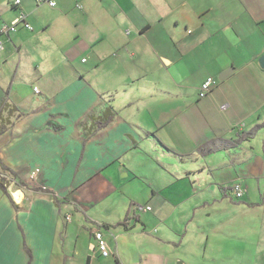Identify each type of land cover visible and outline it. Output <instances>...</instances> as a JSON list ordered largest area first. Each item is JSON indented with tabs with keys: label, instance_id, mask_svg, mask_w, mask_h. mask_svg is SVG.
I'll return each mask as SVG.
<instances>
[{
	"label": "crops",
	"instance_id": "crops-1",
	"mask_svg": "<svg viewBox=\"0 0 264 264\" xmlns=\"http://www.w3.org/2000/svg\"><path fill=\"white\" fill-rule=\"evenodd\" d=\"M12 1L0 26L21 12L32 30L2 37L19 119L0 177L39 170L47 193L0 189V264H264V0ZM116 197V220L84 207Z\"/></svg>",
	"mask_w": 264,
	"mask_h": 264
},
{
	"label": "rangeland",
	"instance_id": "rangeland-1",
	"mask_svg": "<svg viewBox=\"0 0 264 264\" xmlns=\"http://www.w3.org/2000/svg\"><path fill=\"white\" fill-rule=\"evenodd\" d=\"M17 15H18V13H17ZM4 18H6V17H4ZM6 22H9V21H6ZM1 24H2V22H1ZM2 37H4V36H2ZM2 37H0V41L2 42V46H0L1 47L0 48V52L3 50L4 51L3 53L8 54V53H10V50H11L10 43L7 41V38H3V40H2ZM4 71L5 72H8L7 67H5ZM33 87H31V88H33ZM6 88H7L6 85H1L0 86V104L2 103L3 100H5V105H6L4 107V109H2V112H1L0 116H1V119H3L2 122L4 124H6L5 126L8 129L11 126H13L14 123H16L18 121L19 114L17 113V109L15 108V106H13L8 101L7 96L6 95L3 96L4 95V92L8 90V88L7 89ZM35 98H37V97H35ZM31 172L29 173V175H28V177L26 179L27 184H26V181L23 182V181L20 180V178L18 179L19 181L16 180V178H14L12 175H9L8 178H6V177H0V178L3 179L4 183H7V190H6V193L3 194V196L8 199V201H9V203L11 205L12 204H14V205L21 204L22 203V200H23L22 197L20 196V200H17L16 197H15V194L16 193H22V192H24L28 188L30 190H32V191H35V192H36V190H38L36 193H39V194L42 193V192H39L40 190H44L43 192H46L45 190H47V189L45 188V185L40 181V178H38V175H37V177L34 180H31V178H30ZM236 185H239L241 187L243 193H244V189L242 188V186L240 184H235L232 187H234ZM262 185H264V183H261V186ZM116 198H117V201H116L115 206L112 207V208H110V209L107 208V205L106 206L103 205V204H99L98 205L97 203H93L91 205L89 203H87V204L85 203L84 204V207L89 209V211L91 213L89 215L91 217H93L92 214L94 215V217L92 219L95 218V221H99L100 220V217L107 218L108 220H116V218H118L120 215L121 216L123 215L122 212H117L118 214L114 213V211H115V209L117 207L122 206V202H121L120 198L119 197H116ZM92 207H93V209H92ZM133 207H134L133 209L136 208L135 205ZM94 264H101V263H100V261L95 260L94 261Z\"/></svg>",
	"mask_w": 264,
	"mask_h": 264
},
{
	"label": "built area",
	"instance_id": "built-area-1",
	"mask_svg": "<svg viewBox=\"0 0 264 264\" xmlns=\"http://www.w3.org/2000/svg\"><path fill=\"white\" fill-rule=\"evenodd\" d=\"M37 4H43L48 5L49 7H54L55 3L52 0H34ZM12 5L14 7H18L20 5V0H14L12 2ZM18 26H22L24 29L32 30L30 25L25 21V16L23 13H19L18 16H16L9 24L3 23L0 26V37L2 36H8L9 33L15 32L18 28ZM0 46H2V42L0 41ZM1 48V47H0ZM216 85V81L213 78H207L199 87V99H203L209 95L212 88ZM33 93L38 95L40 92L37 87L33 88ZM221 110H225L226 106L223 105L220 107ZM39 173V170H33L30 174L31 180H34ZM233 194L236 199H240L243 196V191L239 185L234 186L233 188ZM145 208L141 205H136V208L134 209L136 212H142ZM66 221L70 220V216L66 215L65 218ZM95 241V249L98 251L101 257L107 258L110 253L109 249L107 247V244L105 240L103 239L102 233L97 230L93 236Z\"/></svg>",
	"mask_w": 264,
	"mask_h": 264
},
{
	"label": "trees",
	"instance_id": "trees-1",
	"mask_svg": "<svg viewBox=\"0 0 264 264\" xmlns=\"http://www.w3.org/2000/svg\"><path fill=\"white\" fill-rule=\"evenodd\" d=\"M6 94H7V91H6ZM6 105H5V100H3L2 101V103L0 104V114H1V112H2V109H4V107H5ZM103 115H105V120H104V124H107L110 120H112V118H113V113L110 111V110H107V111H105L104 112V114ZM3 119H1V116H0V136L5 132V130L7 129L6 128V124H4L3 122ZM249 136H251V134H249ZM242 139H243V137L241 136V138H239L237 141H224V142H222V143H220V145L217 147V148H219L220 149V147L221 148H223V149H231V148H234L235 146H236V144L238 143V142H240V141H242ZM203 150H205V148H202L201 149V151H203ZM209 150V152H212V151H214L215 149H212V148H210V149H208ZM207 150V151H208ZM3 169V168H2ZM4 170H6L5 168H4ZM6 171H8V170H6ZM233 188V187H232ZM231 188V191L233 192V189ZM0 189H1V191H3L4 193H6V190H7V183H4V181H3V179L2 178H0ZM36 191H38V190H36ZM44 190H40L39 192H43ZM241 199V198H240Z\"/></svg>",
	"mask_w": 264,
	"mask_h": 264
},
{
	"label": "water",
	"instance_id": "water-1",
	"mask_svg": "<svg viewBox=\"0 0 264 264\" xmlns=\"http://www.w3.org/2000/svg\"><path fill=\"white\" fill-rule=\"evenodd\" d=\"M258 65L261 69H264V55L261 56L260 59L258 60ZM231 72L232 70H228V71L221 73L219 76V81L224 80Z\"/></svg>",
	"mask_w": 264,
	"mask_h": 264
},
{
	"label": "bare ground",
	"instance_id": "bare-ground-1",
	"mask_svg": "<svg viewBox=\"0 0 264 264\" xmlns=\"http://www.w3.org/2000/svg\"><path fill=\"white\" fill-rule=\"evenodd\" d=\"M20 196H21V194H20V193H16V194H15V197H16V199H17V200H19V199H20Z\"/></svg>",
	"mask_w": 264,
	"mask_h": 264
}]
</instances>
